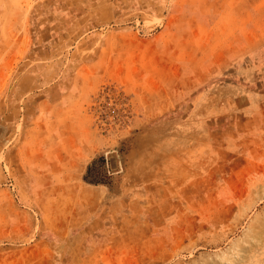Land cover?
<instances>
[{
	"label": "rangeland",
	"instance_id": "rangeland-1",
	"mask_svg": "<svg viewBox=\"0 0 264 264\" xmlns=\"http://www.w3.org/2000/svg\"><path fill=\"white\" fill-rule=\"evenodd\" d=\"M0 264H264V0H0Z\"/></svg>",
	"mask_w": 264,
	"mask_h": 264
},
{
	"label": "crops",
	"instance_id": "crops-1",
	"mask_svg": "<svg viewBox=\"0 0 264 264\" xmlns=\"http://www.w3.org/2000/svg\"><path fill=\"white\" fill-rule=\"evenodd\" d=\"M80 130V133H86V131L84 130V129H82V128H80L79 129ZM85 135V134H84ZM70 140V139H69ZM65 140V142L64 143H68V144H71L72 143V140ZM82 141V140H81ZM72 145V144H71ZM84 146V143L82 142L81 144H80V147L82 148Z\"/></svg>",
	"mask_w": 264,
	"mask_h": 264
},
{
	"label": "trees",
	"instance_id": "trees-1",
	"mask_svg": "<svg viewBox=\"0 0 264 264\" xmlns=\"http://www.w3.org/2000/svg\"><path fill=\"white\" fill-rule=\"evenodd\" d=\"M91 169V168H90ZM87 179V178H86Z\"/></svg>",
	"mask_w": 264,
	"mask_h": 264
}]
</instances>
